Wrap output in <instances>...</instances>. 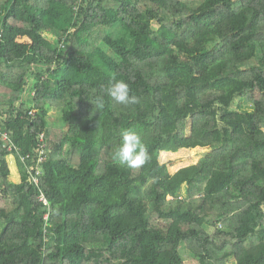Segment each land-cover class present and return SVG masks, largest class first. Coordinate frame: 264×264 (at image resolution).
I'll list each match as a JSON object with an SVG mask.
<instances>
[{
    "label": "trees",
    "instance_id": "16d2710c",
    "mask_svg": "<svg viewBox=\"0 0 264 264\" xmlns=\"http://www.w3.org/2000/svg\"><path fill=\"white\" fill-rule=\"evenodd\" d=\"M263 35L264 0H0V264H264Z\"/></svg>",
    "mask_w": 264,
    "mask_h": 264
},
{
    "label": "clouds",
    "instance_id": "9594fccd",
    "mask_svg": "<svg viewBox=\"0 0 264 264\" xmlns=\"http://www.w3.org/2000/svg\"><path fill=\"white\" fill-rule=\"evenodd\" d=\"M106 93L120 105H134L139 102L136 96L130 94L129 84L124 80L110 81ZM90 102L95 108H99L103 105L104 98L96 96L94 101ZM115 158L120 164L130 169H138L149 160V150L137 131L125 129L120 132V143L117 146Z\"/></svg>",
    "mask_w": 264,
    "mask_h": 264
},
{
    "label": "rangeland",
    "instance_id": "374dc122",
    "mask_svg": "<svg viewBox=\"0 0 264 264\" xmlns=\"http://www.w3.org/2000/svg\"><path fill=\"white\" fill-rule=\"evenodd\" d=\"M23 40V39H21ZM264 40V35L262 37ZM109 51V50H108ZM48 124L51 126L56 125L54 121H56L55 113L51 112L47 117ZM208 145L199 144L189 149H180L176 152H161L159 155V159L161 162H165L167 164L168 170L170 173H174L177 169L181 167L188 166L190 164L196 163L202 154L207 151ZM215 164L214 159L207 158L204 160L203 171L207 174L211 173L212 166ZM9 165L12 169V179H16L17 177V169L15 167V162L13 157L9 158ZM247 204L242 203V206L245 207ZM180 254L185 262V264H196V260L188 255L187 251L184 248H180ZM170 258V253L165 255V259Z\"/></svg>",
    "mask_w": 264,
    "mask_h": 264
},
{
    "label": "built area",
    "instance_id": "2783aa9c",
    "mask_svg": "<svg viewBox=\"0 0 264 264\" xmlns=\"http://www.w3.org/2000/svg\"><path fill=\"white\" fill-rule=\"evenodd\" d=\"M3 136H4V138H7L5 134H3ZM41 139H43L42 136H41ZM11 146H12V145H11ZM44 148H45V145H44V143H43V144L40 146V153L43 152ZM38 161H42V156H39ZM37 172H38V171H37ZM35 181H37V179H35ZM39 198H40V200H41L44 204H47V200H46V198L43 196V194H40V197H39Z\"/></svg>",
    "mask_w": 264,
    "mask_h": 264
}]
</instances>
